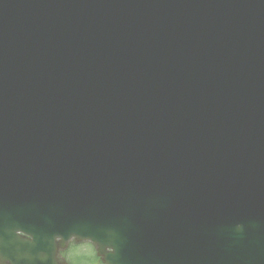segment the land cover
Returning <instances> with one entry per match:
<instances>
[{
  "label": "water",
  "instance_id": "obj_1",
  "mask_svg": "<svg viewBox=\"0 0 264 264\" xmlns=\"http://www.w3.org/2000/svg\"><path fill=\"white\" fill-rule=\"evenodd\" d=\"M18 12L0 30V146H41L1 152L0 196L19 191L46 231L25 264H63L72 238L105 264H264V0ZM9 177L36 180L39 198ZM16 222L0 207L7 235Z\"/></svg>",
  "mask_w": 264,
  "mask_h": 264
},
{
  "label": "bare ground",
  "instance_id": "obj_2",
  "mask_svg": "<svg viewBox=\"0 0 264 264\" xmlns=\"http://www.w3.org/2000/svg\"><path fill=\"white\" fill-rule=\"evenodd\" d=\"M19 8L20 0H0V30H9L12 18H14L15 24L24 20L23 15L18 12ZM51 75L54 78H57V76H59V72H57L55 68H52ZM31 142H33V139L24 143L22 147L16 150L3 149L0 146V159L1 152L2 154L8 156L15 154L13 157L14 159H17L19 156H27L31 158L36 157L35 150H39L41 142L35 139L32 150ZM29 150H31L30 154ZM14 167L15 165H9L6 169L7 171H12ZM4 184L5 186H30L32 193L38 198L39 193L42 192L40 191L41 188L37 187L39 186L38 182L31 177L18 179L17 177H9L5 179ZM0 207L6 212L9 219L13 216V214H16V218L19 221V223L16 222L13 224V226H18V228L16 229L17 231L11 235H7L9 232L3 231L0 228V246L8 251L7 258L12 264H25L27 260L31 258V250H33V248L29 249L27 245L32 242L40 241L46 231L44 229L37 228L35 225H31L33 215H29V213H27L25 217L23 216L25 214V200L22 198L19 191L11 190L9 196L6 198L0 196ZM14 236L18 239L17 242H15Z\"/></svg>",
  "mask_w": 264,
  "mask_h": 264
},
{
  "label": "flooded vegetation",
  "instance_id": "obj_3",
  "mask_svg": "<svg viewBox=\"0 0 264 264\" xmlns=\"http://www.w3.org/2000/svg\"><path fill=\"white\" fill-rule=\"evenodd\" d=\"M75 243V242H74ZM73 243V244H74ZM72 244V245H73ZM81 244L82 243H77L76 242V244L74 245V249H75V247L77 246V249H76V251L74 252V254L72 255L71 253H70V256H71V258H70V264H76V263H74V262H79L80 264H83V263H86L87 261H89V257H86L85 256V253L84 252H82V251H79V252H77V250H78V248L81 246ZM77 252V253H76ZM73 253V252H72ZM76 253V254H75ZM76 255V256H75ZM95 255H96V253H95ZM97 256V255H96ZM61 257L63 258V259H66L67 257H65L64 256V252H62L61 253ZM99 258V257H98ZM99 260H100V262H99ZM91 264H103L102 263V261H101V259L99 258L98 259V261L97 260H95V259H93L92 258V261H91Z\"/></svg>",
  "mask_w": 264,
  "mask_h": 264
},
{
  "label": "rangeland",
  "instance_id": "obj_4",
  "mask_svg": "<svg viewBox=\"0 0 264 264\" xmlns=\"http://www.w3.org/2000/svg\"><path fill=\"white\" fill-rule=\"evenodd\" d=\"M92 250H93V247H89V246H87L86 248H83V247H80L78 250H77V252H79V251H82V252H84L85 253V256L86 257H89L90 259H89V261H87L86 263H83V264H91V261H92V258H94V254L92 253ZM75 252V251H74ZM73 252V253H74ZM76 252V253H77ZM72 253V254H73ZM75 253V254H76ZM76 256V255H75Z\"/></svg>",
  "mask_w": 264,
  "mask_h": 264
}]
</instances>
